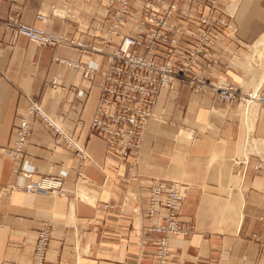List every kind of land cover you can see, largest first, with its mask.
<instances>
[{
    "label": "crops",
    "instance_id": "obj_1",
    "mask_svg": "<svg viewBox=\"0 0 264 264\" xmlns=\"http://www.w3.org/2000/svg\"><path fill=\"white\" fill-rule=\"evenodd\" d=\"M221 1L226 7L231 4ZM61 2L0 0V264H30L36 233L45 221L52 223L46 264H150L153 236L149 234L144 248L141 239L144 227L153 222L146 216V196L154 178L190 186L182 214L193 222L194 231L173 240L172 263L181 257L182 264H264V169L255 168L259 157L264 160V109L252 129L235 103L186 88L163 89L140 154L142 177H129L128 166L120 167L104 138L80 127L98 107L102 77L56 61L82 59L96 66L103 58L81 56L65 46H38L3 23L13 15L85 40L93 34L97 42L105 30V0L79 4V19L54 15L53 5ZM37 14L48 16V21L37 19ZM229 14H235L242 54L250 53L264 33V0H240ZM246 57L229 71L217 66L215 77L241 84L246 80L241 69L247 68L258 85L264 73L259 77L260 69ZM32 98L73 133L87 159L56 145L51 132L35 119L23 159L6 155L14 124ZM160 118L174 122L161 124ZM249 127L250 155L237 173L234 160L244 156ZM15 167L26 175L24 183L63 176L65 193L49 196L18 189L5 195V187L19 180Z\"/></svg>",
    "mask_w": 264,
    "mask_h": 264
},
{
    "label": "built area",
    "instance_id": "obj_2",
    "mask_svg": "<svg viewBox=\"0 0 264 264\" xmlns=\"http://www.w3.org/2000/svg\"><path fill=\"white\" fill-rule=\"evenodd\" d=\"M61 1V6L53 5V14L79 19L77 6L92 0ZM226 8L221 0H105V30L97 36V42L92 41L93 34L87 33L91 38L85 40L25 23L13 15L3 23L38 46H65L78 50L81 56L103 58V64L96 66L82 59L56 61L89 76L102 77L98 107L80 127L102 136L107 149L118 156L120 167L128 166L127 175L141 178L140 154L163 89L186 88L194 94H209L218 102L235 103L246 111L253 105L264 106V80L257 90L244 91L227 78L215 77L217 66L229 71L242 54L239 27ZM37 19L46 23L49 18L37 14ZM31 119L51 132L56 145H64L79 159L89 157L73 133L32 98L28 108L19 114L12 141L4 150L13 160H22L26 153ZM252 137L247 132V146ZM244 162L245 158L234 160L237 173ZM255 168L264 169L262 158H258ZM13 173L19 180L5 187V195L18 189L49 196L65 193V179L61 175L24 183L26 175L19 167ZM189 191V185L175 180L154 178L149 182L146 216L153 222L144 227L141 246L149 243L147 237L151 234L155 253L150 264L183 263L181 257L171 262L172 242L175 238H187L194 231L193 222L182 214ZM51 241L52 223L45 221L36 233L30 264L47 263Z\"/></svg>",
    "mask_w": 264,
    "mask_h": 264
},
{
    "label": "bare ground",
    "instance_id": "obj_3",
    "mask_svg": "<svg viewBox=\"0 0 264 264\" xmlns=\"http://www.w3.org/2000/svg\"><path fill=\"white\" fill-rule=\"evenodd\" d=\"M236 1L237 0H234V5H233L234 7H233L232 13L236 9V6H237ZM226 11H227V8H226ZM230 15L232 17H234L233 14H230ZM246 58H247L246 59L247 63L254 65L255 67L257 66L256 63L258 60L262 61L260 64H261V66H263V69H264V33L260 36V38L254 44H252V46L250 47V54ZM235 63H241V61H238V59H237ZM259 69H261V67H259ZM263 72H264V70H263ZM263 80H264V76L260 80L259 84L253 88H248V86L244 85L243 83L237 84V85L241 86L244 91H255L261 86ZM262 107H264V106H262ZM260 109H261V107L254 106V105L250 106L248 111L242 109L245 124H248V126H250L251 125L250 121L254 117L253 114H255V116L257 117V115L259 114L258 110L260 111ZM247 132L249 135L253 134V131L250 129V127L248 128ZM250 148H251V146L246 147L243 158L247 159L249 157V155H250L249 153L251 151Z\"/></svg>",
    "mask_w": 264,
    "mask_h": 264
},
{
    "label": "rangeland",
    "instance_id": "obj_4",
    "mask_svg": "<svg viewBox=\"0 0 264 264\" xmlns=\"http://www.w3.org/2000/svg\"><path fill=\"white\" fill-rule=\"evenodd\" d=\"M239 1L240 0H237L236 1V4H237V6H236V10H237V8H238V6H239ZM238 2V3H237ZM231 4H229L228 5V7H227V12L228 13H232V11H233V5H234V0H231V2H230ZM233 16H235V14L233 15ZM250 46V45H249ZM249 46H247V48H249ZM250 53H249V50L247 51V52H243V54H241L240 55V57L238 58L239 60H244V58H245V56L247 55H249ZM247 59V58H246ZM262 61H260V60H258L257 61V63H256V67H261V69H260V74H259V77H260V75L262 76L263 75V66H261V63ZM256 68H250V70L251 71H253V70H255ZM241 71L243 72V74L245 75V82H243V84L244 85H246V86H248V88H253V87H255V86H257V83H258V81H253V76L251 75V73H250V71L249 70H247V68H246V70L245 69H241ZM254 82V83H253ZM245 87V86H244ZM247 88V87H246ZM174 94H176V93H174ZM172 104H173V102H172ZM172 108H173V105L171 106ZM242 109H244L243 107H239V111L241 112L242 111ZM264 109V107H261V109H260V113L262 112V110ZM258 112H259V110H258ZM253 118L251 119V121H250V123H251V125H252V129H255V127H256V123L254 122L255 121V114H253ZM160 121L162 122L161 124H167V125H169V126H171V122H174V121H169L168 119H166V118H160ZM179 126H177V127H175V128H178Z\"/></svg>",
    "mask_w": 264,
    "mask_h": 264
}]
</instances>
